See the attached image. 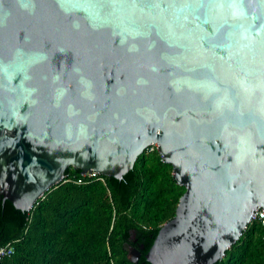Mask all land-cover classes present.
<instances>
[{
	"label": "water",
	"instance_id": "obj_1",
	"mask_svg": "<svg viewBox=\"0 0 264 264\" xmlns=\"http://www.w3.org/2000/svg\"><path fill=\"white\" fill-rule=\"evenodd\" d=\"M153 145L185 193L146 261H221L264 211V0H0L3 202Z\"/></svg>",
	"mask_w": 264,
	"mask_h": 264
},
{
	"label": "trees",
	"instance_id": "obj_2",
	"mask_svg": "<svg viewBox=\"0 0 264 264\" xmlns=\"http://www.w3.org/2000/svg\"><path fill=\"white\" fill-rule=\"evenodd\" d=\"M80 171L65 179L29 211L0 196V247L13 254L0 264H149L148 253L161 227L171 221L185 193L155 147L147 148L121 180L98 176L77 184ZM142 247V249H141ZM215 264H264V228L252 221Z\"/></svg>",
	"mask_w": 264,
	"mask_h": 264
},
{
	"label": "built area",
	"instance_id": "obj_3",
	"mask_svg": "<svg viewBox=\"0 0 264 264\" xmlns=\"http://www.w3.org/2000/svg\"><path fill=\"white\" fill-rule=\"evenodd\" d=\"M90 174L91 175H80V178L77 180V184H83L84 181H86V180L95 179L96 177H98V175H96L94 173H90ZM252 221L259 222L260 225L264 228V211L258 209L255 212L254 216L252 217L251 222ZM12 254H13L12 245L8 244L4 247H0V262L4 258L11 256Z\"/></svg>",
	"mask_w": 264,
	"mask_h": 264
},
{
	"label": "bare ground",
	"instance_id": "obj_4",
	"mask_svg": "<svg viewBox=\"0 0 264 264\" xmlns=\"http://www.w3.org/2000/svg\"><path fill=\"white\" fill-rule=\"evenodd\" d=\"M152 147V146H151ZM153 147H155V145H153Z\"/></svg>",
	"mask_w": 264,
	"mask_h": 264
},
{
	"label": "flooded vegetation",
	"instance_id": "obj_5",
	"mask_svg": "<svg viewBox=\"0 0 264 264\" xmlns=\"http://www.w3.org/2000/svg\"><path fill=\"white\" fill-rule=\"evenodd\" d=\"M130 250H132V249H130Z\"/></svg>",
	"mask_w": 264,
	"mask_h": 264
}]
</instances>
